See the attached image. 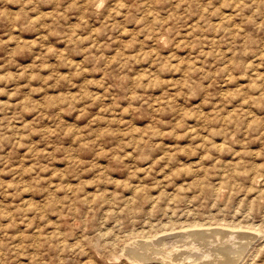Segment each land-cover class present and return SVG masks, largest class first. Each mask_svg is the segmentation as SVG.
Wrapping results in <instances>:
<instances>
[{"label": "rangeland", "instance_id": "obj_1", "mask_svg": "<svg viewBox=\"0 0 264 264\" xmlns=\"http://www.w3.org/2000/svg\"><path fill=\"white\" fill-rule=\"evenodd\" d=\"M225 258L264 264V0H0V264Z\"/></svg>", "mask_w": 264, "mask_h": 264}, {"label": "bare ground", "instance_id": "obj_2", "mask_svg": "<svg viewBox=\"0 0 264 264\" xmlns=\"http://www.w3.org/2000/svg\"><path fill=\"white\" fill-rule=\"evenodd\" d=\"M225 232H226V231H225ZM196 233H197V232H196ZM196 233H195V234H196ZM198 233H199V232H198ZM217 233H218V232H217ZM217 233H216V234H217ZM195 234H194V235H195ZM197 235H198V234H197ZM204 235H205V234H204ZM217 236H218V235H217ZM207 238H208V237H207ZM190 239H191V238H190ZM215 239H216V238H215ZM220 239H221V238H220ZM220 239H219V240H220ZM212 240H213V239H212ZM230 240H232V239H230ZM198 241H199V240H198ZM222 241H223V240H222ZM200 242H201V241H200ZM209 242H210V241H209ZM231 242H232V241H231ZM187 243H188V242H187ZM201 243H202V242H201ZM213 243H214V242H213ZM221 244H222V243H221ZM232 244H233V243H232ZM199 245H200V244H199ZM211 245H212V244H211ZM225 245H226V244H225ZM161 246H163V245H161ZM168 246H169V245H168ZM168 246H167V247H168ZM202 246H204V245H202ZM163 247H164V246H163ZM169 247H170V246H169ZM169 247H168V248H169ZM179 247H180V246H179ZM221 247H222V245H221ZM241 247H242V246H241ZM160 248H161V247H160ZM165 248H166V246H165ZM168 248H167V249H168ZM173 248H174V247H173ZM211 248H212V247H211ZM223 248H224V247H223ZM223 248H222V249H223ZM161 249H162V248H161ZM208 249H209V248H208ZM214 249H216V248H214ZM222 249H221V250H222ZM157 250H158V249H157ZM176 250H177V248H176ZM203 250H204V249H203ZM221 250H220V251H221ZM228 250H229V249H228ZM228 250H227V251H228ZM126 251H127V250H126ZM154 251H155V250H154ZM166 251H167V250H165V252H166ZM170 251H171V250H170ZM170 251H169L168 253H170ZM174 251H175V248H174V250H173L172 252H174ZM214 251H215V250H214ZM224 251H225V250H224ZM232 251H233V249H232ZM161 252H162V251H161ZM165 252H163V253H165ZM196 252H197V251H196ZM168 253H167L166 255H163V256H164V257H165V256H168V257H169V254H168ZM198 253H199V252H198ZM136 254H137V253H136ZM155 254H156V253H155ZM158 254H161V253H158ZM183 254H184V253H183ZM220 254H221V253H220ZM153 255H154V254H153ZM174 255H175V254H174ZM197 255H198V254H197ZM207 255H208V254H207ZM209 255H210V254H209ZM223 255H224V254H223ZM225 255H227V254L225 253ZM225 255H224V256H225ZM230 255H231V254H230ZM230 255H229V256H230ZM237 255H238V253H237ZM239 255H240V254H239ZM133 256H134V255H133ZM135 256H136V255H135ZM135 256H134V257H135ZM148 256H149V255H148ZM148 256H146V257H148ZM160 256H161V255H160ZM170 256H171V255H170ZM179 256H180V255H179ZM191 256H192V255H191ZM235 256H236V255H235ZM136 257H137V256H136ZM136 257H135V258H136ZM152 257H153V256H152ZM152 257H151V258H152ZM161 257H162V256H161ZM197 257H199V256H197ZM211 257H212V255H211ZM214 257H216V256H214ZM239 257H240V256H239ZM162 258H163V257H162ZM162 258H161V259H162ZM171 258H172V257H171ZM177 258H178V257H177ZM189 258H190V257H189ZM207 258H208V256H207ZM220 258H221V257H219V260H220ZM231 258H232V256H231ZM231 258H230V259H231ZM164 259H165V258H163V261H164ZM169 259H170V258H169ZM205 259H206V258H205ZM209 259H211V258H209ZM213 259H214V258H212V260H213ZM215 259H216V258H215ZM215 259H214V260H215ZM226 259H227V258H225V259L223 260L222 264H229V262H231V264H232V261H231V260L229 261V258H228V260H226ZM234 259H236V258H234ZM234 259H232V260H234ZM190 260H191V259H190ZM212 260L209 261V264H214V263L212 262ZM214 260H213V261H214ZM219 260H218V261H219ZM236 260H237V259H236ZM236 260H234L233 262H235ZM136 261H137V259H136ZM161 261H162V260H161ZM169 261H171V260H169ZM169 261H168V262H169ZM174 261H175V260H174ZM183 261H184V260H183ZM192 261H193V260H192ZM194 261H195V260H194ZM165 262H166V261H165ZM168 262H167V263H168ZM175 262H176V261H175ZM178 263H179V262H178ZM178 263H177V264H178ZM203 263H204V262H203ZM181 264H182V263H181ZM185 264H186V263H185ZM193 264H195V262H194ZM197 264H198V263H197ZM204 264H205V263H204ZM215 264H217V261H216ZM218 264H219V262H218ZM233 264H234V263H233Z\"/></svg>", "mask_w": 264, "mask_h": 264}]
</instances>
